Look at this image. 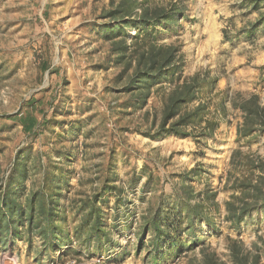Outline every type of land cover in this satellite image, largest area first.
<instances>
[{
	"label": "rangeland",
	"instance_id": "obj_1",
	"mask_svg": "<svg viewBox=\"0 0 264 264\" xmlns=\"http://www.w3.org/2000/svg\"><path fill=\"white\" fill-rule=\"evenodd\" d=\"M0 243V264H264V0H0Z\"/></svg>",
	"mask_w": 264,
	"mask_h": 264
},
{
	"label": "trees",
	"instance_id": "obj_2",
	"mask_svg": "<svg viewBox=\"0 0 264 264\" xmlns=\"http://www.w3.org/2000/svg\"><path fill=\"white\" fill-rule=\"evenodd\" d=\"M118 29H113V31H117ZM123 31V30H122ZM166 65H169V62H167V64ZM194 98V93H190V87L189 88H185V96H182V97H180V98H178V99H176L175 100V102H174V106H173V108H172V110L167 114V117L169 118V117H171V116H174L176 113H177V111H178V107L180 106V105H182L181 103L183 102V101H186V100H191V99H193ZM244 112L246 113V116L248 115L247 114V111L245 110V108H244ZM182 121H185L186 120V118L185 117H183L182 119H181ZM186 122V121H185ZM24 129L26 130V131H30L32 128H33V126H34V121H32V122H30V123H26V122H24ZM176 131H177V133L180 131L178 128H177V126H176V124H174V127H173ZM181 133V132H180ZM32 194V196H31V198L32 199H30V202L31 203H33V199H34V196H37L36 195V193L35 192H32L31 193ZM30 203V204H31ZM31 206H32V204H31ZM247 210V208L245 207L242 211L243 212H245ZM96 225V224H95ZM97 226V225H96ZM158 232H159V229H158ZM52 233V235L53 234H57L58 232H56V231H53V232H51ZM46 234H49V232H46ZM59 234H57V236H58ZM58 238H59V236H58ZM60 256V255H59Z\"/></svg>",
	"mask_w": 264,
	"mask_h": 264
},
{
	"label": "crops",
	"instance_id": "obj_3",
	"mask_svg": "<svg viewBox=\"0 0 264 264\" xmlns=\"http://www.w3.org/2000/svg\"><path fill=\"white\" fill-rule=\"evenodd\" d=\"M73 235L76 238L75 243H78L79 237H80L79 233L75 232ZM71 238H73V236H71ZM25 239L26 238H22V240H25ZM26 241H27L26 243L28 244V246H31L33 244L31 238H28ZM41 242L43 243L45 249L50 247V246H52V248H54L55 252H53L51 249V253L49 252L50 254H52V252L53 253H59L60 249L58 250V248L63 244V241L61 240V238H58L57 234L52 235V233H49V234H45V233L43 234L42 233L41 234ZM1 244L2 243H0V246H2ZM45 252L47 253V249ZM35 260H36V262L43 261V260H40V258L38 256H35Z\"/></svg>",
	"mask_w": 264,
	"mask_h": 264
}]
</instances>
